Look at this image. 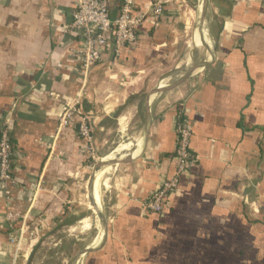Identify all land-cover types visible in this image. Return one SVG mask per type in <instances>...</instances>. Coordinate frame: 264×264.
<instances>
[{
	"label": "crops",
	"instance_id": "1",
	"mask_svg": "<svg viewBox=\"0 0 264 264\" xmlns=\"http://www.w3.org/2000/svg\"><path fill=\"white\" fill-rule=\"evenodd\" d=\"M76 1L0 0V124L10 129L16 181L8 195L0 185V264L14 252L8 213L25 230L17 264H36L39 247L57 246L63 230L82 245L74 254L91 251L71 264H264V0H201L197 21V0H171L119 62L108 57L86 80L70 53L78 36L65 29ZM120 1L111 0L112 16ZM150 1L136 0L138 12ZM203 24L207 57L196 77L165 84L183 53L192 59L188 30ZM78 94L99 157L124 162L97 171L107 236L94 184L86 190L94 167L77 120L58 129L62 105ZM178 113L197 161L163 212L147 216L140 202L174 170Z\"/></svg>",
	"mask_w": 264,
	"mask_h": 264
},
{
	"label": "built area",
	"instance_id": "2",
	"mask_svg": "<svg viewBox=\"0 0 264 264\" xmlns=\"http://www.w3.org/2000/svg\"><path fill=\"white\" fill-rule=\"evenodd\" d=\"M170 1L151 0L146 11L138 12L136 0H121L118 13L112 16L111 0H77L72 20L65 29L75 32L78 36L79 44L76 48H70V53L82 79L86 80L90 69L108 57H111L114 63L119 62L123 49L132 47L137 42L138 31L146 20L150 18L154 25H157ZM81 98V94H78L71 101L64 102L57 118L58 129L68 127L77 120L78 135L85 142L83 154L89 160L90 167H94L100 160L95 141V125L93 115L79 113ZM175 133L177 154L173 173L140 202L143 212L147 215L163 212L167 200L177 190L181 176L197 161L189 150L192 130L181 113L176 117ZM10 138V129L3 122L0 124V185L6 195L9 193V187L16 184ZM7 219L10 222L7 243L14 248L11 264H17L25 241V230L15 227V223L20 219L19 214L8 213Z\"/></svg>",
	"mask_w": 264,
	"mask_h": 264
},
{
	"label": "rangeland",
	"instance_id": "3",
	"mask_svg": "<svg viewBox=\"0 0 264 264\" xmlns=\"http://www.w3.org/2000/svg\"><path fill=\"white\" fill-rule=\"evenodd\" d=\"M200 2L201 0L195 1L194 6H193L194 8L193 16H194V20L196 21H197V13H198L197 8ZM197 28H198L197 26L196 27L192 26L187 32V35H188L186 39L187 40L186 42L188 44L187 50L189 51V49L191 48L192 59L191 57L189 59L183 53L181 57L177 59L175 66L166 72V76L164 79L165 84H171V83L179 81L180 79H182V81L184 82L191 75H193V78L196 77V74L198 73V68L200 67L201 64H203V62L205 61L207 57L205 50L200 46V40L202 41V39L201 38L199 39L197 34L193 38L191 36V34ZM203 31L206 33V28L205 29L203 28ZM191 62H193L192 70H191V65H190ZM169 77L170 79H168ZM134 102H135L136 109L138 110L140 101H134ZM123 144L124 143L121 142L119 145H123ZM99 181H100V177L97 180V182ZM58 238H56V240H60V241L57 246L50 243L51 242L50 241L48 242V244H45L39 247L37 254L35 255L38 261L36 264H65L76 251L81 249L82 245L81 246L74 245L75 242H77L78 240L77 236L75 234L74 236H71V234L67 230L60 231Z\"/></svg>",
	"mask_w": 264,
	"mask_h": 264
},
{
	"label": "water",
	"instance_id": "4",
	"mask_svg": "<svg viewBox=\"0 0 264 264\" xmlns=\"http://www.w3.org/2000/svg\"><path fill=\"white\" fill-rule=\"evenodd\" d=\"M205 25L203 24L202 26H199L197 29L194 30V32L191 34L192 38L195 36V34L198 31H203V28L205 29ZM158 91L164 92V89H161L160 87H157ZM124 163L123 161H119L118 159H109L106 160L104 159H100L98 161V163L94 166L89 178H88V182H87V186H86V190L88 192V195H91V190H92V186L94 184V179H95V174L97 173V171H99L102 168L105 167H116L119 166L120 164ZM94 211L97 213V216L99 217V219L101 220L102 224H103V228H104V233L107 236L108 235V226H107V221L106 218L104 216V214L102 213V211L100 210V208H97L94 204H92ZM91 253V251H89L88 249H84L79 251L78 253H76L74 255V257H80V256H87ZM71 260L68 261L66 264H71Z\"/></svg>",
	"mask_w": 264,
	"mask_h": 264
},
{
	"label": "bare ground",
	"instance_id": "5",
	"mask_svg": "<svg viewBox=\"0 0 264 264\" xmlns=\"http://www.w3.org/2000/svg\"><path fill=\"white\" fill-rule=\"evenodd\" d=\"M200 36V35H199ZM201 37V36H200ZM205 47V46H204ZM123 148V147H122ZM121 148V149H122ZM122 150H124V149H122ZM119 152V154H122V153H120V151H118ZM117 153V152H116ZM112 154V153H111ZM118 154V153H117ZM110 156V155H109ZM108 156V158L106 159V160H109V159H112V155L109 157ZM104 171V170H103ZM108 171V170H107ZM100 173H101V171L100 172H97L96 174H95V179H94V186H93V190H92V197H93V200H94V205L97 207V208H99L98 206H100L99 205V194H98V182H97V180L99 179V177H101L100 176ZM110 179V178H109ZM101 193V192H100ZM88 222V221H87ZM83 226H85V225H83ZM75 230V229H74ZM86 230H88V229H86ZM100 231V230H99Z\"/></svg>",
	"mask_w": 264,
	"mask_h": 264
},
{
	"label": "trees",
	"instance_id": "6",
	"mask_svg": "<svg viewBox=\"0 0 264 264\" xmlns=\"http://www.w3.org/2000/svg\"><path fill=\"white\" fill-rule=\"evenodd\" d=\"M179 114V113H178ZM191 136H192V134H191ZM191 139V138H190ZM10 141H11V143H12V138H10ZM190 144V143H189ZM12 147H13V144H12ZM190 150V149H189ZM192 153V152H191ZM176 154H177V152H176V149L174 150V153H173V156L175 157L176 156ZM192 155H193V153H192ZM89 161V160H88ZM147 215V214H146ZM155 215H159V214H155ZM147 216H150V215H147Z\"/></svg>",
	"mask_w": 264,
	"mask_h": 264
}]
</instances>
